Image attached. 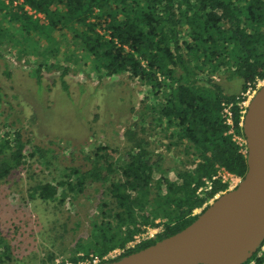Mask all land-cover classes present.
Here are the masks:
<instances>
[{
	"label": "trees",
	"instance_id": "obj_1",
	"mask_svg": "<svg viewBox=\"0 0 264 264\" xmlns=\"http://www.w3.org/2000/svg\"><path fill=\"white\" fill-rule=\"evenodd\" d=\"M4 36L9 47L18 46L15 37L25 40L17 52L34 56L30 75L40 86L42 72L57 69L68 90L69 67L55 64L61 44L67 61L90 60L100 78L125 73L148 86L143 101L150 124L174 140L169 149L184 145L172 179L162 155L130 128L124 156L114 159L98 145L84 156L85 166H68L63 178L31 188L32 199L63 203L103 186L90 230L76 241L70 261L123 248L108 260L117 261L181 231L226 191L219 171L241 178L247 172L246 147L236 137L244 138L246 93L264 79V0H0V44ZM216 74L239 79V92L225 93ZM3 98L0 87V104ZM28 142L20 129L0 134V186L25 163ZM36 154L47 161L42 147L29 155ZM147 228L158 232L126 248ZM0 264H12L1 232ZM242 264H264V240Z\"/></svg>",
	"mask_w": 264,
	"mask_h": 264
},
{
	"label": "rangeland",
	"instance_id": "obj_2",
	"mask_svg": "<svg viewBox=\"0 0 264 264\" xmlns=\"http://www.w3.org/2000/svg\"><path fill=\"white\" fill-rule=\"evenodd\" d=\"M35 14L32 15L43 18L41 13ZM18 37L12 39L18 41L17 47L7 45V36L0 44V87L4 94L0 104V134L20 129L29 142L25 163L0 186V232L10 246L12 264H62L70 261L68 257L76 241L88 234L103 186L95 184L82 194L66 197L63 203L32 199V187L63 178L68 166H85L84 156L98 145L107 146L114 159L124 156L130 147L126 133L131 129L146 137L150 148L162 155L167 175L173 179L174 168L185 158L184 145L169 149L174 140L159 126L150 124L143 101L145 94H150L148 86L125 73L100 78L90 60L67 61L64 44L59 46L55 64L69 67L64 76L68 90L61 87L57 69H45L40 86L30 75L36 66L34 56L18 55L17 49L27 46ZM213 78L225 93L240 90L237 78H227L225 74ZM263 84L261 81L260 85ZM253 95L246 93L244 107ZM236 138L246 147L245 137ZM36 146L46 150L47 161L38 154L29 155ZM51 255L55 258L50 262Z\"/></svg>",
	"mask_w": 264,
	"mask_h": 264
},
{
	"label": "water",
	"instance_id": "obj_3",
	"mask_svg": "<svg viewBox=\"0 0 264 264\" xmlns=\"http://www.w3.org/2000/svg\"><path fill=\"white\" fill-rule=\"evenodd\" d=\"M247 172L181 231L101 264H242L264 240V84L244 111Z\"/></svg>",
	"mask_w": 264,
	"mask_h": 264
},
{
	"label": "built area",
	"instance_id": "obj_4",
	"mask_svg": "<svg viewBox=\"0 0 264 264\" xmlns=\"http://www.w3.org/2000/svg\"><path fill=\"white\" fill-rule=\"evenodd\" d=\"M28 12L30 14L36 15L35 11L30 10L29 8H28ZM261 81L264 82V79L258 80L257 83H256V89H254V90H252L250 92L255 94L256 90L261 86L260 85ZM247 93H249V91H247ZM224 111H225V114L228 115L227 116V121H228V123H230V118H229L230 112H229V110L227 108H225ZM217 176L221 179V181L227 183L226 191L236 188L238 186V184L242 180V178L240 176H236L234 174H231V173L225 171L224 169L219 171ZM157 232H158V228H151V229L147 228V230L145 232H143L141 234H138V235H135L134 239L132 241H130L126 245V248L133 247L135 244L141 242L142 240H146V239H149V238L153 237V235L155 233H157ZM123 251H124L123 248H116V249L108 252L107 254H105L103 256H98V255H95V254H91L88 257L83 258V259H81V260H79L77 262H72V261L65 260L63 262V264H100L103 261L107 262L108 260L119 256Z\"/></svg>",
	"mask_w": 264,
	"mask_h": 264
}]
</instances>
